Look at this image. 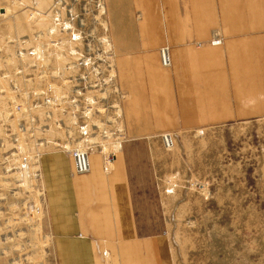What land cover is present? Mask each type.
I'll return each mask as SVG.
<instances>
[{
  "label": "rangeland",
  "instance_id": "1",
  "mask_svg": "<svg viewBox=\"0 0 264 264\" xmlns=\"http://www.w3.org/2000/svg\"><path fill=\"white\" fill-rule=\"evenodd\" d=\"M107 1L0 0V264H54L41 154L87 146L109 157L108 165L116 150L125 152L136 200L148 206L153 225L165 229L176 264H264V106L255 104L257 77L264 74V42L233 41L243 53L234 67L247 69L248 96L235 88V119L216 127L203 122L202 130L189 119L195 103L199 107L208 97L201 90L195 102L194 60L189 59L184 73L177 47L170 43L172 65L162 67L169 84L160 87L169 108L163 117L169 121L154 137L130 139L123 128L126 94L117 85ZM181 2L192 10L194 0ZM227 2L233 15L243 19L264 15V0ZM137 19L122 17L119 29L136 26L142 33H161L158 20ZM212 33L207 41L187 47L202 53L218 50L220 33ZM162 46L167 44L158 49ZM99 55L104 56L103 95L90 87L97 79ZM202 62L203 78L210 81L216 59L203 55ZM47 84L53 85L51 97L45 94ZM151 90H158L157 82ZM17 106L29 110L20 112ZM24 122L26 130L21 129ZM164 133L176 135L168 149L160 142ZM224 179H243L248 200L211 196L210 189L220 188Z\"/></svg>",
  "mask_w": 264,
  "mask_h": 264
},
{
  "label": "crops",
  "instance_id": "2",
  "mask_svg": "<svg viewBox=\"0 0 264 264\" xmlns=\"http://www.w3.org/2000/svg\"><path fill=\"white\" fill-rule=\"evenodd\" d=\"M107 10L113 25L112 57L117 85L126 94L121 108L127 137H154L169 121L163 117L168 115L169 108L160 89L169 84V73L159 64L158 48L162 42L177 47L175 54L184 73L189 59L193 58L191 80L195 102L201 90L205 91L204 98L208 97L199 107L195 103V114L189 119L193 127L202 130L203 122L204 127H216L235 119V88L247 91L246 95L250 89L245 85L249 79L245 75L247 69L241 67L238 71L237 65L234 67L236 56L243 54L234 47H240L239 43L264 42V15L245 19L241 14L233 15L227 0H194L192 10L191 5L185 7L181 0H108ZM135 15L139 23L149 18L158 20L161 33H142L136 26L127 32L119 29L122 17L133 19ZM214 31L220 33L218 50L205 49L202 53L187 47L190 42L207 41ZM233 41L239 42L238 45H233ZM203 55L216 59L215 78L210 81L201 72ZM257 80L255 104L264 106V99H260L264 74ZM154 82L158 88L155 92L151 90ZM198 108H203L205 113L198 114ZM88 155L89 172L78 175L68 153L41 154L43 208L54 264H176L165 229L154 226L148 206L140 207L136 200L125 152L116 150L111 165H108L109 157L100 151ZM243 182V179H224L220 188L210 189V195L218 201L231 199L245 203L248 193Z\"/></svg>",
  "mask_w": 264,
  "mask_h": 264
},
{
  "label": "built area",
  "instance_id": "3",
  "mask_svg": "<svg viewBox=\"0 0 264 264\" xmlns=\"http://www.w3.org/2000/svg\"><path fill=\"white\" fill-rule=\"evenodd\" d=\"M68 21V20H67ZM40 36H35V38L38 39ZM215 44H220V41H216ZM159 57H160V63L161 67L167 69L170 67L171 64V53H170V48L169 46H162L159 49ZM41 54H46V51L42 49ZM100 57L98 58V64L96 66V69L94 70V73L97 77L96 81L90 85V87L94 88V91L97 92V94L103 95L104 89H105V78H104V66H103V55H99ZM41 75V73L39 74ZM42 77V75H41ZM116 82V81H115ZM87 87H84V90H86ZM54 89L52 84H47L45 87V94L48 95L49 97L53 96L54 94ZM40 96V95H39ZM27 98V97H26ZM104 98L98 99L99 102L102 101ZM29 100V99H28ZM28 103V101H27ZM34 105H40V102H31ZM45 104L48 103L47 99L44 102ZM17 111H27L29 109H24L21 106L16 107ZM24 121V120H23ZM36 121L34 118L33 122ZM27 125L25 122L21 125V129L26 130ZM176 135L172 133H164L160 135V142L163 148H170L171 146L174 145L173 142H175ZM90 152V146L84 147V148H72L67 150L68 155L70 156L73 164V170L76 174L78 175H84L89 172V162H88V154Z\"/></svg>",
  "mask_w": 264,
  "mask_h": 264
},
{
  "label": "bare ground",
  "instance_id": "4",
  "mask_svg": "<svg viewBox=\"0 0 264 264\" xmlns=\"http://www.w3.org/2000/svg\"><path fill=\"white\" fill-rule=\"evenodd\" d=\"M215 45H218V44H215ZM171 66V65H170ZM89 156V155H88ZM24 162H26V159H23Z\"/></svg>",
  "mask_w": 264,
  "mask_h": 264
}]
</instances>
